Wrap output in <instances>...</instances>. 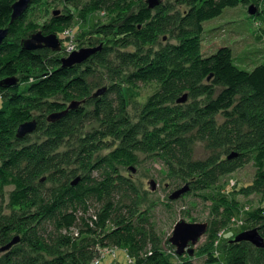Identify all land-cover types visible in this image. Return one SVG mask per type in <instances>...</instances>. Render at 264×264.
Wrapping results in <instances>:
<instances>
[{
    "label": "trees",
    "instance_id": "1",
    "mask_svg": "<svg viewBox=\"0 0 264 264\" xmlns=\"http://www.w3.org/2000/svg\"><path fill=\"white\" fill-rule=\"evenodd\" d=\"M15 1L0 0V29L8 31L0 45V59H3L0 61V82L16 80L14 85L0 86V95L5 99L0 111V125H9L17 106L43 103L53 114L65 112L68 107L65 103L49 102L57 96L86 98L89 103L84 107L91 108L67 111L49 123L51 134L44 140L32 148L11 152L1 162L0 194L5 187L12 186L9 194L11 207L35 208L16 218L0 216L1 243L5 246L10 242L12 233L20 236L16 248L3 252L2 264H90L99 257L101 250L109 247L126 248L131 264H172V257L180 264H188L185 257L175 253L172 256L162 249V240L149 213L140 211L135 203L134 185L119 174V169L129 170L137 163L136 153H147L150 149L177 165L182 176L189 179L197 190L211 188L221 176L252 162L255 168L252 190L264 198V60L247 71L234 64L228 47H221L208 57H196L191 72L172 71L166 83L162 78H149L162 86L161 95L166 85H171L178 91L188 90L193 98L204 96L206 99L202 107L187 111H182L181 106L152 110L150 115L154 125L163 127L150 136L139 133V129L121 115L124 105L117 85L125 83L135 88L137 81L145 79L149 70L146 72L142 68L152 66L147 59L152 46L150 36L170 34L177 40L183 37V31L199 34L204 22L219 17L227 8L245 4L246 0H173L172 5L159 4L154 9H148L142 0H137L135 11L126 6L124 13L114 21L100 25L94 32L98 37L117 38L115 42L121 48L129 45L135 48L134 52L118 50V67L132 66L135 69L121 82L118 74L109 72L106 57L110 52L104 48L71 68L62 67V52L22 49L21 40L37 28L26 22L25 13L11 21V7ZM63 2L76 8L78 19L85 21L92 12L105 10L112 14L116 9L111 7L118 8L119 3L127 0ZM174 6L185 9L172 12ZM74 22L72 14L53 16L49 25L42 26L41 33L56 35L63 49V32ZM178 32L182 34L179 36ZM85 44V48H93L96 43L90 40ZM146 44L150 47L147 50ZM145 50L146 54L141 55ZM161 54L155 55L160 65L170 62L164 59L172 56L171 51ZM101 67H108L107 76L99 72ZM95 72L99 75L94 78L95 86L105 82L111 85L102 97L87 98L89 85L86 80ZM118 72L120 74L121 69L116 70ZM21 86L23 90H20ZM161 101L170 102L169 99ZM218 117L221 122L216 120ZM83 122L96 123L98 129L85 134L76 152H57L63 139L76 126L82 128ZM187 134H197L199 140H209L213 149L218 150L217 157L204 162H185L182 136ZM104 143H109L110 152L92 166V154L105 147ZM150 145L152 147L148 148ZM233 153L237 156L227 159ZM180 154H183L181 159ZM70 163L89 173L94 170L99 173L95 178L82 176L75 179L74 184L62 181L65 176L63 166ZM41 175H47L57 185L42 194H35L32 181ZM122 194L132 199H122ZM247 222L264 240V205L249 213ZM248 245L256 251L253 264H264V248L258 249L247 242L225 245L229 252L226 264H247ZM200 253L206 257L204 264H219L213 250Z\"/></svg>",
    "mask_w": 264,
    "mask_h": 264
},
{
    "label": "rangeland",
    "instance_id": "2",
    "mask_svg": "<svg viewBox=\"0 0 264 264\" xmlns=\"http://www.w3.org/2000/svg\"><path fill=\"white\" fill-rule=\"evenodd\" d=\"M147 0H142L146 4ZM137 0H127L126 3H119V7H111L116 9L109 13L108 11L92 12L85 21L78 19L77 9L65 5L63 0H32L30 6L25 12V20L28 23L36 25L34 33L42 32V26L49 25L53 16L72 14L74 23L72 24L73 34H75V44L79 49L85 48V43L90 40L96 43L93 48L109 50V55L106 57L108 67H101L98 70L104 76H107V68L111 74H118L120 82L123 81L130 73L135 72L134 67H118L117 53L134 52L133 45L126 48H121L113 37H98L94 34L96 29L106 23L114 21L118 15L124 13L126 6L136 9ZM160 4L167 7L173 4V0H160ZM252 5L257 8L256 16H250L247 12L248 7ZM185 9L184 7L174 6L175 11ZM183 37L175 39L174 35L171 38L170 34H158L150 36L152 41L151 48L146 44V50L151 49V53L147 56L150 68H142L149 73L144 80L137 81L135 88L126 85L125 83H118L120 93L123 98V114H121L131 126L139 129V133L147 135H155L157 129L163 125H154L151 117V112L159 107L175 108L181 106L182 111L190 110L191 108H199L206 102L205 97L193 98L189 95L188 90H176L171 85H166L161 95L162 86L153 80L162 78L165 83L171 72L181 73L191 72L192 64L196 57H208L215 53L221 47H228L231 51L232 59L235 65L239 68L251 71L255 66L259 65L264 60V4L258 0H246L245 4H239L234 8L225 9L222 14L210 21L204 22L201 27V33L194 34L191 31H183ZM33 33V34H34ZM179 36L182 34L178 32ZM177 34V35H178ZM25 35L23 39H26ZM22 41V40H21ZM10 43L15 46L13 40ZM62 48V47H61ZM63 49L57 54H60ZM143 52L141 55H144ZM163 50V51H162ZM172 52L169 59H164L167 62L165 65H160L155 55L161 56ZM3 61V59H0ZM160 66V68H159ZM84 69V68H82ZM121 69V73H116V70ZM164 69V70H163ZM99 75L97 72L87 78L86 83L88 87L87 98H94L93 95L100 89L105 91L109 89L111 83L105 82L95 86V77ZM109 76V74H108ZM92 77V78H91ZM153 79L150 81V79ZM165 85V84H164ZM95 86V87H94ZM23 90V86L20 87ZM183 95L187 96L186 102L178 104ZM102 97L101 96H97ZM169 99L170 102L162 103L161 100ZM50 101L65 103L66 111L77 110L85 108L89 110L90 106H85L87 99L84 98H64L57 96ZM5 102L3 95H0V111L2 104ZM72 103H78L77 107L70 109ZM180 108V107H179ZM53 112H49L44 104H31L27 106L15 107L13 118L10 119L8 126L4 123L0 125V164L13 151L23 150L24 148L33 147L35 143H40L48 135L51 134L49 130V117ZM2 114L0 115V117ZM218 122L221 119L216 118ZM36 122L35 131L28 137L17 140L15 135L17 128L24 122ZM98 129V124L83 122V127L76 126L63 139L62 144L58 147L57 152L60 154L64 152H76L80 149V140L85 134ZM141 135V136H142ZM195 138H194V137ZM190 134L182 136L185 143V162H204L209 158L214 160L217 157L218 150L213 149L209 140H199L198 135ZM141 138V137H140ZM25 142V143H22ZM153 142V141H152ZM105 144V143H104ZM107 144V145H106ZM95 151L91 156V165L96 166L98 160L106 156L110 152V145L106 143ZM118 144V141L116 142ZM154 144V143H153ZM109 145V147H108ZM151 148L152 145L147 146ZM137 163L131 167L135 170L131 172L128 169H119V174L131 180L134 185L136 193L135 203L140 211H146L150 215V220L153 222L155 231L162 240V249L168 254L174 255V248L168 243V239L172 234L173 227L176 222L184 220L187 223H206L208 225L206 233L199 239L198 243L193 247V255L188 256L184 254V261L188 264H204L205 255L200 252L212 251L215 256L219 258V264H226L229 260V252L225 249V245L230 242L240 233L254 229L251 224L247 222L248 214L254 212L264 205V198L261 194L252 190V183L255 173V168L252 162L243 165L240 168L229 171L227 174L221 176L214 186L208 189L197 190L192 186L189 179L184 178L179 171L177 165L162 158L157 152L150 149L147 153H136ZM180 154L178 157H182ZM225 156L222 154V158ZM65 176L62 181L73 182L75 179L79 180L82 176L95 178L98 171L94 170L91 173L84 171L79 166L73 164H65L63 166ZM153 181L156 185L155 190L151 191L149 182ZM54 182L49 180L47 175H41L32 181V187L35 194H42L46 189L56 186ZM188 186V191L181 195L177 200L170 201L169 196ZM13 190L12 186H7L0 194V216L5 218L19 217L27 211H32L35 208L28 209L25 206L11 207L9 205V194ZM120 198L132 199L130 196L122 194ZM17 239L18 242L11 248H16L20 244V236L12 233L9 235V241ZM165 242L167 243L165 245ZM4 245L0 241V249ZM173 248V249H172ZM10 249V250H11ZM247 264H253L256 251L253 247L248 245ZM9 250V251H10ZM173 250V251H172ZM4 253L0 252V264ZM172 264H180V261L174 257L171 258ZM90 264H131V259L127 255L126 248L109 247L101 250L99 257Z\"/></svg>",
    "mask_w": 264,
    "mask_h": 264
},
{
    "label": "water",
    "instance_id": "3",
    "mask_svg": "<svg viewBox=\"0 0 264 264\" xmlns=\"http://www.w3.org/2000/svg\"><path fill=\"white\" fill-rule=\"evenodd\" d=\"M32 0H16L12 4V14L11 21L18 19L22 16L30 6ZM264 3V0H262ZM148 9H154L160 4V0H147L146 1ZM250 16H256L257 8L250 5L247 10ZM8 31L7 29H0V45L3 40L7 37ZM21 48L27 51H35L40 49H48L54 53H59L61 51V42L58 37L54 34L43 35L41 32H37L31 34L26 39H23L20 43ZM99 51L96 48H83L79 49L73 53H71L67 57H63L61 59V65L63 68H71L74 65H80L84 63L90 56ZM16 80L14 79H6L0 82V86L8 87L10 85H14ZM105 92V89L102 88L98 90L93 97L101 96ZM187 96L183 95L179 100H177L178 104H183L186 102ZM77 103H72L69 108L73 109L76 107ZM67 111L63 113L53 114L49 117V121H54L61 118L65 115ZM36 129V122H24L20 124L16 131V139L21 140L25 136L32 134ZM235 153L230 154L227 159H231L236 157ZM129 170L134 172L135 170L130 167ZM77 180V179H76ZM75 181L72 183L74 184ZM149 187L151 191L155 190V183L153 181L149 182ZM188 191V186H185L175 192H173L169 196L170 201L177 200L181 195ZM208 225L206 223H187L184 220H180L175 223L172 234L168 239V243L174 248L176 256H183L187 254L188 256H192L194 251L193 247L198 243L199 239L206 233ZM17 239H13L8 242L5 246L0 249V252H5L11 249L16 243ZM247 242L254 247L261 249L264 248V240L258 234L256 229H251L248 231H244L237 235L230 243H240Z\"/></svg>",
    "mask_w": 264,
    "mask_h": 264
},
{
    "label": "built area",
    "instance_id": "4",
    "mask_svg": "<svg viewBox=\"0 0 264 264\" xmlns=\"http://www.w3.org/2000/svg\"><path fill=\"white\" fill-rule=\"evenodd\" d=\"M74 29L72 30V27L64 30L63 32V37L65 41V46L62 50L63 57L69 56L71 53L75 52L78 50L75 44V34H73Z\"/></svg>",
    "mask_w": 264,
    "mask_h": 264
},
{
    "label": "flooded vegetation",
    "instance_id": "5",
    "mask_svg": "<svg viewBox=\"0 0 264 264\" xmlns=\"http://www.w3.org/2000/svg\"><path fill=\"white\" fill-rule=\"evenodd\" d=\"M78 104V103H77ZM76 107H77V105H76Z\"/></svg>",
    "mask_w": 264,
    "mask_h": 264
}]
</instances>
